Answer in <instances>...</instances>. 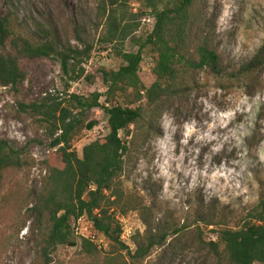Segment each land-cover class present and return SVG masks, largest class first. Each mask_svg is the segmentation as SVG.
Instances as JSON below:
<instances>
[{"label":"rangeland","instance_id":"1","mask_svg":"<svg viewBox=\"0 0 264 264\" xmlns=\"http://www.w3.org/2000/svg\"><path fill=\"white\" fill-rule=\"evenodd\" d=\"M101 0H19V16L57 23L64 41L86 49L75 57V72L65 73L55 58L19 59L25 80L15 87L0 88V138L18 148L27 162L22 169L4 172L0 180V264H43L40 256L49 223L38 216L35 204L46 174L45 161L54 163L55 148L40 115L20 104L38 102L46 96L62 101L71 93L87 96L105 92L100 68L117 69L121 60L98 38L104 17ZM204 25L223 64L221 74L205 70L197 76L185 98L165 106L154 119L158 133L131 146L125 156L122 183L127 192L149 206L153 226H189L184 233L151 252L143 261L98 252L90 258L76 247L59 246L50 264H217L203 240L215 239L212 227L200 226L195 218H224L235 225L264 194V65L251 74L244 66L264 41V0H201ZM135 12L138 4L128 3ZM6 8L0 0V14ZM137 31L124 42L125 51L136 52L151 30V18L139 21ZM86 56H88L86 58ZM150 47L143 49L139 77L145 85L154 80ZM73 68L72 66H70ZM103 100V97L100 98ZM97 125L73 142L78 156L82 147L108 129L100 109L92 111ZM135 236L144 234L140 213L116 214ZM75 238L89 236L90 223L72 221ZM134 244L131 242V249ZM165 248V249H162Z\"/></svg>","mask_w":264,"mask_h":264},{"label":"trees","instance_id":"2","mask_svg":"<svg viewBox=\"0 0 264 264\" xmlns=\"http://www.w3.org/2000/svg\"><path fill=\"white\" fill-rule=\"evenodd\" d=\"M129 1L101 0L99 4L104 23L98 40L122 62L117 69L98 71L105 86L103 94L71 93L64 104L50 96L20 104L22 110L40 115L50 137L49 146L56 149L57 161L44 162L46 174L35 204L38 216H47L50 226L40 252L43 264L53 263L59 246L78 244L86 257L93 258L101 250L143 261L156 248L167 245L168 249L171 243L166 241L189 227L187 223L171 227L167 222L153 226L149 206L123 186L125 156L134 143L158 133L154 119L169 103L185 98L201 72L221 74L223 64L209 40L201 0H134L138 4L135 12L127 9ZM18 5L19 0H4L6 11L0 14V88L15 87L25 80L20 58H55L62 71L72 70V80L79 79L84 70L75 72L71 61L87 50L64 41L54 20L19 16ZM147 17L153 22L151 30L136 52L125 51L124 42ZM146 47H150L153 61L154 80L149 85L139 77ZM262 65L264 41L244 71L251 74ZM94 109H100L106 117L108 132L85 144L78 156L73 142L97 125ZM26 164L20 150L0 138V180L4 172L22 169ZM129 210L140 213L146 229L144 234L124 241L123 224L116 214L125 215ZM208 217L195 218L196 232H201L202 224L212 227L215 239L205 241L198 234L197 244L211 253L217 264H264V194L235 225L224 218ZM82 218L90 223L91 233L79 235L77 241L71 222Z\"/></svg>","mask_w":264,"mask_h":264},{"label":"built area","instance_id":"3","mask_svg":"<svg viewBox=\"0 0 264 264\" xmlns=\"http://www.w3.org/2000/svg\"><path fill=\"white\" fill-rule=\"evenodd\" d=\"M132 235H134V232L131 231V228H128L125 225H123V231L121 234V239L124 241H130Z\"/></svg>","mask_w":264,"mask_h":264}]
</instances>
